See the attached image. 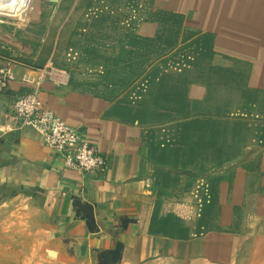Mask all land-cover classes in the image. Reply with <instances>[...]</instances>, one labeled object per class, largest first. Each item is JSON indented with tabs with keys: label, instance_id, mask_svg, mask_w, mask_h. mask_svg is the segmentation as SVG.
I'll use <instances>...</instances> for the list:
<instances>
[{
	"label": "crops",
	"instance_id": "obj_1",
	"mask_svg": "<svg viewBox=\"0 0 264 264\" xmlns=\"http://www.w3.org/2000/svg\"><path fill=\"white\" fill-rule=\"evenodd\" d=\"M135 1L149 6L148 17L127 34L154 37L150 13L167 11L183 15L195 39L213 35L212 47L178 46L167 69L179 65L180 82L161 81L157 94L152 84L141 90L140 78L118 97H103L73 70L66 87L41 84L44 107L88 140L106 166L67 168L31 128L1 139L0 199L7 198L0 215L11 233L0 264H97V253L118 242L119 264H264V0ZM97 3L44 0L58 29L36 43L0 26V55L31 67H16L17 79L0 95V120L6 115L11 123L16 97L35 90L22 75L81 48L79 28L83 19L93 25L98 15L87 16ZM82 7L90 12L78 18ZM101 46L110 55L117 49L115 57L105 54L113 61L124 48ZM89 206L94 233L86 225Z\"/></svg>",
	"mask_w": 264,
	"mask_h": 264
},
{
	"label": "rangeland",
	"instance_id": "obj_2",
	"mask_svg": "<svg viewBox=\"0 0 264 264\" xmlns=\"http://www.w3.org/2000/svg\"><path fill=\"white\" fill-rule=\"evenodd\" d=\"M24 1L26 6L23 10ZM140 4L141 2L138 1L127 4V0H98L97 6H95L97 9L95 15H98V18L91 21L93 25L86 24V20L83 19L79 28L81 31L79 33H81V35L85 33V37H76V42L80 44L79 46L81 48L78 49L77 46L59 54L57 56V61L53 59L56 67L66 69L69 73H72V70L76 71L79 76L78 78L85 82L84 85L86 88L96 89L98 92L104 91V83L107 84L111 75L103 70V63L106 61L108 66H113L112 57L116 56L117 49H115L114 54L110 55L109 52H107V54L102 53L103 51L100 49L102 47L101 45L124 46V37L127 31H134L139 19L148 17L149 6L146 5L143 9L139 7ZM91 7L92 9L94 8V6ZM83 8L84 7H82L81 10L77 9L75 11L78 18L81 17L82 13L85 11L90 12L88 8L85 11ZM49 13V9L44 4V0H28L27 3L26 0H0V26L6 25L12 27V30H16V32L19 31V33L22 34L23 40H29L31 43H36L35 41L39 39L38 36L41 37L44 36V34H51L55 29H58L56 22L53 24L48 21ZM95 15L88 13L87 19L95 17ZM20 16L21 19L16 20ZM99 20L104 21L105 24L103 27H97L99 26L98 22L95 24L96 21ZM74 24L75 23H69L70 26ZM93 35L95 41L89 39ZM84 45L88 46L89 49L87 51L82 47ZM124 47L126 48V46ZM95 48H99L98 53H94L95 51L93 50H95ZM120 53H122V51H120ZM105 54L112 56L111 59L108 60ZM94 64L96 65L95 68H91ZM61 66H65V68ZM105 66L107 65H104V67ZM178 66L179 65L174 69L166 68L164 70L165 80L163 84H166L167 87L180 82L182 69ZM160 78L161 75L155 78L151 88L148 89L152 91L153 94H157L161 81H163L160 80ZM157 79L160 81H157ZM180 87L181 86H179V88ZM8 122L9 117L6 115L3 120H0V140L9 134L5 133L3 129V126ZM5 198H7V196H3V198L0 199V203L3 202ZM9 233H11V231H9V220L5 219L3 215H0V246L3 248H9Z\"/></svg>",
	"mask_w": 264,
	"mask_h": 264
},
{
	"label": "built area",
	"instance_id": "obj_3",
	"mask_svg": "<svg viewBox=\"0 0 264 264\" xmlns=\"http://www.w3.org/2000/svg\"><path fill=\"white\" fill-rule=\"evenodd\" d=\"M16 67L31 69L15 57L0 55V94L6 93L11 83L17 79ZM33 71L35 76L24 74L21 81L35 90L16 97L12 104L11 123L3 126L4 132L10 133L23 128L34 129L47 147L64 158L67 168L84 173L104 169L105 158L75 128L45 108L39 97L37 89L42 83L48 81L56 87H66L70 83V73L56 67L52 60Z\"/></svg>",
	"mask_w": 264,
	"mask_h": 264
},
{
	"label": "trees",
	"instance_id": "obj_4",
	"mask_svg": "<svg viewBox=\"0 0 264 264\" xmlns=\"http://www.w3.org/2000/svg\"><path fill=\"white\" fill-rule=\"evenodd\" d=\"M132 1L134 0H130V3ZM149 17L150 21L158 25L157 34L154 37H142L133 32L126 34L124 46L127 49L123 46L122 53L114 59L113 66L109 71L105 70L111 78L105 85V92L99 93L103 97H118L140 78H143L141 90L150 88L160 75V80H165L164 70L173 63V52L180 45H183L182 49L191 46L212 47L213 35L205 34L195 39V33L188 31L181 14L157 11L150 13ZM155 62L157 64L150 69Z\"/></svg>",
	"mask_w": 264,
	"mask_h": 264
},
{
	"label": "water",
	"instance_id": "obj_5",
	"mask_svg": "<svg viewBox=\"0 0 264 264\" xmlns=\"http://www.w3.org/2000/svg\"><path fill=\"white\" fill-rule=\"evenodd\" d=\"M48 3L57 5L61 0H46ZM90 212L86 214V225L91 233L98 231L92 207L89 206ZM122 225L123 228L129 224V219H126ZM125 226V227H124ZM124 245L121 242L116 244L115 249L102 250L97 253V264H119L122 260Z\"/></svg>",
	"mask_w": 264,
	"mask_h": 264
},
{
	"label": "bare ground",
	"instance_id": "obj_6",
	"mask_svg": "<svg viewBox=\"0 0 264 264\" xmlns=\"http://www.w3.org/2000/svg\"><path fill=\"white\" fill-rule=\"evenodd\" d=\"M11 18H14V17H11Z\"/></svg>",
	"mask_w": 264,
	"mask_h": 264
}]
</instances>
